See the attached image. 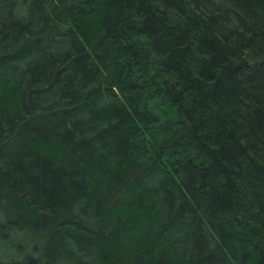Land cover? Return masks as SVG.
<instances>
[{"label": "trees", "instance_id": "16d2710c", "mask_svg": "<svg viewBox=\"0 0 264 264\" xmlns=\"http://www.w3.org/2000/svg\"><path fill=\"white\" fill-rule=\"evenodd\" d=\"M0 264H264V0H0Z\"/></svg>", "mask_w": 264, "mask_h": 264}]
</instances>
